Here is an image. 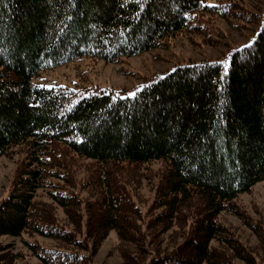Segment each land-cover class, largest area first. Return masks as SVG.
Listing matches in <instances>:
<instances>
[{
	"label": "trees",
	"instance_id": "obj_1",
	"mask_svg": "<svg viewBox=\"0 0 264 264\" xmlns=\"http://www.w3.org/2000/svg\"><path fill=\"white\" fill-rule=\"evenodd\" d=\"M238 6L0 0V157L22 156L0 200V236L53 240L28 244L43 264H100L93 253L111 231L125 264H264V252L218 219L239 216L264 242L236 201L264 181V3ZM207 16L255 26L226 60L178 64L144 79L134 97L33 82L81 57L112 63L163 48L182 32L209 40ZM167 232L171 250L160 245ZM20 258L0 246V264Z\"/></svg>",
	"mask_w": 264,
	"mask_h": 264
},
{
	"label": "rangeland",
	"instance_id": "obj_2",
	"mask_svg": "<svg viewBox=\"0 0 264 264\" xmlns=\"http://www.w3.org/2000/svg\"><path fill=\"white\" fill-rule=\"evenodd\" d=\"M235 1L238 2L240 9L253 12L257 11V8L264 3V0ZM207 20L209 22H207L209 25L207 39L209 40L205 41L204 37L202 38L196 33L182 32L163 48H155L138 55L122 57L112 63L101 59L81 57L41 71L39 76L33 79V82L46 88L66 86L71 88L88 87L89 90H112L119 92L121 96H125L129 92H134L136 88H140L144 79L171 71L178 64L207 59L226 60L224 56L228 54L231 47L247 41L255 26V24L240 21L233 17L222 19L216 16H207ZM21 157L20 154H14L12 157H0V200L7 196L16 162ZM151 166L156 169L160 163L153 162ZM139 194L143 200H148L151 196L145 182L141 184ZM41 196L46 200L44 194ZM236 201L244 218L250 222H257L258 226L264 229V181L254 185L249 192L240 194ZM59 216L63 217L61 210H59ZM218 219L225 227L231 229L239 240L255 250L258 257L263 255V240L259 239L239 216L223 211L219 214ZM168 235L169 232L165 233V240L160 245L166 250H171L172 247H165L169 243ZM28 244L50 248L55 242L37 234H22L20 237L0 236V246L9 245L14 251L20 253L19 262L21 264H43L29 249ZM121 246L117 233L111 231L100 242L93 253V258L100 264H125L123 263ZM236 263L245 264L241 260H236Z\"/></svg>",
	"mask_w": 264,
	"mask_h": 264
},
{
	"label": "snow or ice",
	"instance_id": "obj_3",
	"mask_svg": "<svg viewBox=\"0 0 264 264\" xmlns=\"http://www.w3.org/2000/svg\"><path fill=\"white\" fill-rule=\"evenodd\" d=\"M251 46H252L251 43H249V45H247L246 48L251 47ZM229 63H231V62L229 61ZM225 71H228V69H225ZM128 95L130 97H134L136 95V93L135 92H129ZM150 118L154 119V117H150Z\"/></svg>",
	"mask_w": 264,
	"mask_h": 264
}]
</instances>
